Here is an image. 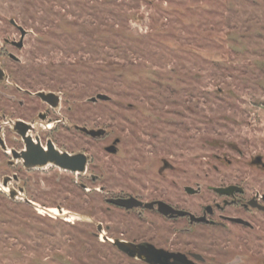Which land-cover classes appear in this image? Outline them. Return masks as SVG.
Returning a JSON list of instances; mask_svg holds the SVG:
<instances>
[{
  "label": "rangeland",
  "instance_id": "rangeland-1",
  "mask_svg": "<svg viewBox=\"0 0 264 264\" xmlns=\"http://www.w3.org/2000/svg\"><path fill=\"white\" fill-rule=\"evenodd\" d=\"M10 18L30 31L21 73L62 90L69 118L107 136L60 142L89 155L84 173L48 166L20 174L33 185L0 190V264H140L108 238L176 224L106 198L198 213L222 182L264 191L252 163L264 160V0H0V21ZM99 93L110 99L92 102ZM20 187L32 203L10 196Z\"/></svg>",
  "mask_w": 264,
  "mask_h": 264
},
{
  "label": "flooded vegetation",
  "instance_id": "flooded-vegetation-1",
  "mask_svg": "<svg viewBox=\"0 0 264 264\" xmlns=\"http://www.w3.org/2000/svg\"><path fill=\"white\" fill-rule=\"evenodd\" d=\"M0 26V185H11L12 182L14 185H33L32 179L26 181L20 174L50 165L57 170L84 173L90 162L89 155L83 148L70 151L60 142L67 141L69 134L72 140H78L84 134L98 140L107 136V130L102 128L104 132L98 135L87 132L82 122L69 118L74 106L62 90L36 88L31 76L20 71L23 64L20 53L30 31L13 18L7 24L0 21ZM21 27L26 31L25 35ZM51 147L70 156L85 154V170L72 171L53 163L37 165V153L47 156ZM109 148L115 149L107 146L108 152ZM252 163L264 170L261 156L255 157ZM245 185L222 182L211 187L219 198L204 204L198 213L164 199L141 200L121 194L108 197L106 201L110 206L126 212L137 211L140 215L147 211L176 224V230L168 235L153 232L154 235L148 237L129 239L126 231L120 233V237L108 240L117 251L140 264H264V191L251 193ZM199 189L191 185L184 187L189 195L197 194ZM14 191L16 198L29 203L23 196L22 187ZM99 191L103 192L104 187ZM129 198L135 199L132 201L135 206L131 208L109 202ZM178 223L184 224L180 226ZM97 229L103 234L102 224ZM219 241L221 245L217 246ZM119 242L136 245V256L123 251Z\"/></svg>",
  "mask_w": 264,
  "mask_h": 264
},
{
  "label": "water",
  "instance_id": "water-1",
  "mask_svg": "<svg viewBox=\"0 0 264 264\" xmlns=\"http://www.w3.org/2000/svg\"><path fill=\"white\" fill-rule=\"evenodd\" d=\"M14 21V20H13ZM23 35H25L26 31L24 28L21 27ZM110 97L104 93H99L95 97H92L90 100L92 102H97L98 100L102 101H108ZM87 132L93 134V135H98L102 132H104L103 129H98V130H88V128H84ZM51 151L47 152V156H41V153H37L36 157L39 159V161L36 162L37 165L43 166L47 163H53L55 165H58L62 168H66L72 171H84L86 168V163H87V156L85 154H78L75 156H70L67 153H60L57 150L54 149V147L50 148ZM109 151L112 153H115V149L109 148ZM6 186V185H4ZM194 192V191H193ZM192 192V193H193ZM15 191H10V196L15 197ZM28 202L32 203L30 200L26 199ZM135 200L134 198H129V199H114V200H109V202L121 205V206H126L127 208H131L135 206L132 201ZM137 206V205H136ZM178 212V211H177ZM179 213L184 214V211H179ZM106 238V237H105ZM120 248L125 251V252H130L132 255H135L138 253L137 246L132 245L129 243H124V242H119Z\"/></svg>",
  "mask_w": 264,
  "mask_h": 264
},
{
  "label": "bare ground",
  "instance_id": "bare-ground-1",
  "mask_svg": "<svg viewBox=\"0 0 264 264\" xmlns=\"http://www.w3.org/2000/svg\"><path fill=\"white\" fill-rule=\"evenodd\" d=\"M51 166V165H50ZM0 190H3L5 192H7L9 189L6 188L4 185H0Z\"/></svg>",
  "mask_w": 264,
  "mask_h": 264
}]
</instances>
